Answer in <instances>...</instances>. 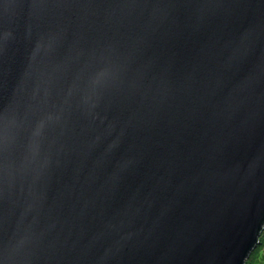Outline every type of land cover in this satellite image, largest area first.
Returning <instances> with one entry per match:
<instances>
[{
	"label": "water",
	"instance_id": "95a60500",
	"mask_svg": "<svg viewBox=\"0 0 264 264\" xmlns=\"http://www.w3.org/2000/svg\"><path fill=\"white\" fill-rule=\"evenodd\" d=\"M264 228V0H0V264H245Z\"/></svg>",
	"mask_w": 264,
	"mask_h": 264
},
{
	"label": "trees",
	"instance_id": "16d2710c",
	"mask_svg": "<svg viewBox=\"0 0 264 264\" xmlns=\"http://www.w3.org/2000/svg\"><path fill=\"white\" fill-rule=\"evenodd\" d=\"M245 264H264V228L259 237V245L250 254Z\"/></svg>",
	"mask_w": 264,
	"mask_h": 264
}]
</instances>
